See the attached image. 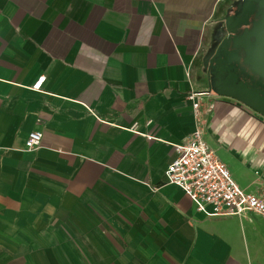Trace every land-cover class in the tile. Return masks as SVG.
I'll use <instances>...</instances> for the list:
<instances>
[{
    "label": "crops",
    "instance_id": "1",
    "mask_svg": "<svg viewBox=\"0 0 264 264\" xmlns=\"http://www.w3.org/2000/svg\"><path fill=\"white\" fill-rule=\"evenodd\" d=\"M258 8L0 0V264H264L263 215L200 212L166 175L200 127L264 198V113L215 84L236 63L238 81L264 89L224 42ZM34 130L42 143L27 150Z\"/></svg>",
    "mask_w": 264,
    "mask_h": 264
},
{
    "label": "built area",
    "instance_id": "2",
    "mask_svg": "<svg viewBox=\"0 0 264 264\" xmlns=\"http://www.w3.org/2000/svg\"><path fill=\"white\" fill-rule=\"evenodd\" d=\"M45 78L41 76L33 88L40 89ZM200 94L201 92H192L189 95L197 117L201 113V104L198 99ZM151 121H147L146 125L149 126ZM131 129L144 134L140 131L138 122L132 124ZM42 140L43 132L31 131L26 139L25 148L37 149ZM176 149L178 155L166 169L168 181L183 188L197 203L200 212L210 207L209 213L212 215L243 216L253 211L264 216V198L248 192L237 184L230 169L206 140L200 127L178 144Z\"/></svg>",
    "mask_w": 264,
    "mask_h": 264
},
{
    "label": "water",
    "instance_id": "3",
    "mask_svg": "<svg viewBox=\"0 0 264 264\" xmlns=\"http://www.w3.org/2000/svg\"><path fill=\"white\" fill-rule=\"evenodd\" d=\"M254 1L257 2L259 7L257 10V16L259 18L252 23L245 21L240 28L230 32L224 42H227L228 38H231L233 49L243 50V62L249 65L256 74L264 78V0ZM228 53L229 56L233 54L232 56L234 58V60H231L230 57L228 58L230 66L227 69L230 71L231 64L235 61L237 52ZM210 73L209 83L211 84L210 86H212L214 85L213 82H211L213 76L212 72ZM238 78L236 72L233 71V73L228 74L226 79L216 82V88L219 89L222 88V85H226L228 90L226 89L224 93H228L252 106L260 108L264 113V95L262 90L258 88H250L247 80L242 79L241 81H238Z\"/></svg>",
    "mask_w": 264,
    "mask_h": 264
},
{
    "label": "flooded vegetation",
    "instance_id": "4",
    "mask_svg": "<svg viewBox=\"0 0 264 264\" xmlns=\"http://www.w3.org/2000/svg\"><path fill=\"white\" fill-rule=\"evenodd\" d=\"M259 17L257 16V12L256 13H254V14H249V18L246 20V21H248V22H250V23H252V22H254V21H256L257 19H258ZM234 31V30H233ZM232 70L234 71V70H236V63H235V65L232 67ZM241 78V77H240ZM242 79H244V78H242ZM248 81V85L251 87V88H256V87H258V86H260V85H258V84H254L253 82L251 83V81L250 80H247ZM258 85V86H257ZM259 88V87H258ZM262 92H263V94H264V89H262Z\"/></svg>",
    "mask_w": 264,
    "mask_h": 264
},
{
    "label": "trees",
    "instance_id": "5",
    "mask_svg": "<svg viewBox=\"0 0 264 264\" xmlns=\"http://www.w3.org/2000/svg\"><path fill=\"white\" fill-rule=\"evenodd\" d=\"M248 67L251 68L249 65H248ZM253 73H254V71H253ZM254 74H255V73H254ZM255 75H256V77H257L258 79L262 80V83H264V78H262V77L259 76L258 74H255Z\"/></svg>",
    "mask_w": 264,
    "mask_h": 264
},
{
    "label": "rangeland",
    "instance_id": "6",
    "mask_svg": "<svg viewBox=\"0 0 264 264\" xmlns=\"http://www.w3.org/2000/svg\"><path fill=\"white\" fill-rule=\"evenodd\" d=\"M264 85V83H262Z\"/></svg>",
    "mask_w": 264,
    "mask_h": 264
}]
</instances>
